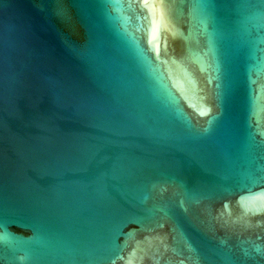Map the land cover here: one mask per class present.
<instances>
[{
    "label": "water",
    "instance_id": "water-1",
    "mask_svg": "<svg viewBox=\"0 0 264 264\" xmlns=\"http://www.w3.org/2000/svg\"><path fill=\"white\" fill-rule=\"evenodd\" d=\"M0 264H264V0H0Z\"/></svg>",
    "mask_w": 264,
    "mask_h": 264
},
{
    "label": "bare ground",
    "instance_id": "bare-ground-1",
    "mask_svg": "<svg viewBox=\"0 0 264 264\" xmlns=\"http://www.w3.org/2000/svg\"><path fill=\"white\" fill-rule=\"evenodd\" d=\"M154 13H155V24H154V28H153V31L156 30V25H157V12H156V9H154Z\"/></svg>",
    "mask_w": 264,
    "mask_h": 264
}]
</instances>
